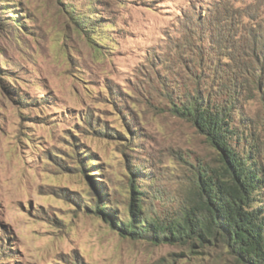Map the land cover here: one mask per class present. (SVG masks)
Segmentation results:
<instances>
[{
	"label": "rangeland",
	"instance_id": "obj_1",
	"mask_svg": "<svg viewBox=\"0 0 264 264\" xmlns=\"http://www.w3.org/2000/svg\"><path fill=\"white\" fill-rule=\"evenodd\" d=\"M263 79L264 0H0V264H236L122 238L88 173L118 215L132 169L174 213L217 152L171 99L209 88L220 103L235 80L234 125L264 163Z\"/></svg>",
	"mask_w": 264,
	"mask_h": 264
},
{
	"label": "trees",
	"instance_id": "obj_2",
	"mask_svg": "<svg viewBox=\"0 0 264 264\" xmlns=\"http://www.w3.org/2000/svg\"><path fill=\"white\" fill-rule=\"evenodd\" d=\"M256 81L254 77L241 85L249 90ZM235 83L222 85L228 99L220 103L209 88L203 94L199 90L181 94L180 102L171 99V111L191 123L217 152L214 166L198 163L190 169L186 198L174 213L162 215L153 210L150 197L138 185L139 170L132 169L124 218L115 207L101 203L108 196L88 173L101 199L94 205L95 212L108 219L122 238L190 249L195 245L219 247L236 264H264V163L252 130L234 125L233 108L240 88ZM111 133L114 131L106 129L101 134ZM83 163L88 165L85 159Z\"/></svg>",
	"mask_w": 264,
	"mask_h": 264
}]
</instances>
